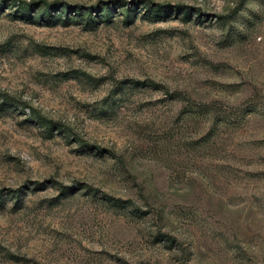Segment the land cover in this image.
Returning a JSON list of instances; mask_svg holds the SVG:
<instances>
[{"label":"rangeland","instance_id":"obj_1","mask_svg":"<svg viewBox=\"0 0 264 264\" xmlns=\"http://www.w3.org/2000/svg\"><path fill=\"white\" fill-rule=\"evenodd\" d=\"M0 264H264V0H0Z\"/></svg>","mask_w":264,"mask_h":264}]
</instances>
